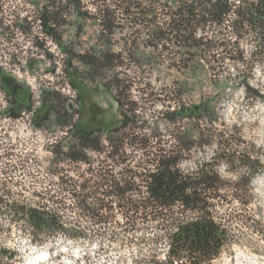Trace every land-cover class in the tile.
<instances>
[{"label":"rangeland","instance_id":"374dc122","mask_svg":"<svg viewBox=\"0 0 264 264\" xmlns=\"http://www.w3.org/2000/svg\"><path fill=\"white\" fill-rule=\"evenodd\" d=\"M35 15L36 7L24 0H0V74L20 84V99L33 110L41 103V91L50 90L58 98L69 101L68 107L79 113L80 122L94 117L109 127L118 123L120 105L131 102L145 126L141 131L136 129L135 134L157 135L161 144L155 147L177 151L173 135L181 123H167L163 113L176 111L182 101L186 105L201 100L213 103L217 119L208 128L219 134L226 151L237 150L258 162V171L249 186L243 181L238 187L237 174L243 172L247 176L246 169L237 170V165H230L224 159L214 161V169L225 185L220 191L222 198L213 202L212 210L228 239L211 264H264V98L254 97L241 84L242 79L247 80L264 96V59L262 54H257L264 52L257 46L255 35H241L230 50L232 56L237 50L243 52L245 63L221 61L219 50L213 52L216 57L210 68L197 65L189 68L169 50L167 55V50L161 53L149 47L141 26L126 27L122 22L111 37L112 48L119 52L125 42H133L130 58H135L137 65L130 66L127 57L121 59L123 65L117 69L118 79L125 81L116 88L109 85V92L102 88L99 79L85 80L87 85L78 84L74 90L67 81L66 70L82 76L84 68L78 56L95 44L97 26L89 21L77 35L71 25L62 27L61 41L55 43L40 34ZM158 18L161 23L166 20L163 12ZM233 18L231 14L222 29L230 26ZM222 29L197 30L195 35L234 42L236 38L230 29ZM63 48L68 53H63ZM8 106L9 100L0 88V201L3 202L0 205V264H163L167 250L165 238L174 227L161 225L157 220H142L140 215L130 218L127 210L118 205L119 199L98 195L93 182L100 180L96 177L102 174L97 170L102 163L112 164L107 153L90 152V167L82 163L55 164L50 144L64 136L65 130L52 125L37 129L29 113L13 119L5 113ZM219 150L216 139L199 145L188 157L180 159L177 168L194 172L218 156ZM142 158L141 150L127 147L125 156L119 160L129 161L112 168L110 174L121 179L128 170L141 172L136 162ZM62 178L67 185L62 184ZM135 183L139 184V180ZM83 184L85 190L81 187ZM72 189L77 195L91 193L90 204L96 203L94 198L104 200L105 206H97L99 211L95 213L103 221H93L89 218L91 214L80 209ZM238 193L245 195L246 205L235 199ZM144 195L136 190L125 197L137 200ZM48 197L60 202V205L49 203L50 208L59 209L66 223L64 229L72 236L61 232L38 246L30 240V228L14 222L12 212L4 205L33 204ZM183 216L188 218L193 214L186 212Z\"/></svg>","mask_w":264,"mask_h":264},{"label":"trees","instance_id":"16d2710c","mask_svg":"<svg viewBox=\"0 0 264 264\" xmlns=\"http://www.w3.org/2000/svg\"><path fill=\"white\" fill-rule=\"evenodd\" d=\"M24 1L36 7L34 21L38 24L40 34L55 43L61 41L62 27L71 25L77 35L82 33V26L89 21L97 26L95 44L78 56L84 68L82 76L71 69L66 70L67 81L74 90L78 84L87 85L85 80L99 79L102 81V88L109 92V85L116 88L125 81L118 79L120 74L117 69L123 65L121 59L127 57L130 66L137 65L136 59L130 58L133 42H125L119 52L112 48L111 37L122 22L126 27L141 26L148 37L149 47L159 49L161 53L167 50V55L169 50L171 54L178 55V61L189 68L192 65L210 68L216 57L213 52L219 50L222 54L219 60L230 59L237 64L245 63L243 52L237 50L232 56L230 50L240 36L247 33L255 35L257 46L264 52V0ZM89 9L94 12L91 13ZM160 12L165 16L164 23L158 20ZM231 14H234V18L226 28L235 36L234 42L196 37L197 30L222 29ZM62 52L68 53L66 48ZM257 54H262L264 59L263 53ZM241 84L247 92L254 93V97L264 98L247 80L242 79ZM0 88L9 100L5 111L9 117L18 119L22 114L29 113L33 126L37 129L52 125L65 130L64 136L56 138L50 144L53 163H82L89 164L90 167V152L107 153L112 164L102 163L97 169L102 174L96 177L97 181L100 180L98 183L93 182L99 190L98 195L119 199L118 205L127 210L130 218L140 215L142 220H157L161 225L174 227L165 238L167 250L163 264H211L219 257L226 246L228 234L215 219L212 210L213 202L222 198L220 191L225 185L214 169V161L224 159L230 165H237V170L246 169L247 176L243 172L237 174L238 187L243 181L246 186L251 184L258 171V162L237 150L232 153L226 151L225 142L219 139V134L208 128L211 121L217 119L212 102L201 100L186 105L182 101L176 111L163 113L167 123H181L173 135L177 151H167L164 147H155L161 144L157 135L147 137L142 133L135 134L136 129L141 131L145 126L144 121L135 114L137 109L131 102L120 105L118 123L105 127L94 117L85 123L80 122L79 113L68 107L69 101L58 98L54 91H41V103L33 110L29 103L20 99L22 88L13 78L0 74ZM214 139L220 150L212 161L202 164L194 172L186 173L177 168L180 159L188 157L195 147L209 144ZM127 147L142 151L143 158L136 162V168L141 172L132 173L125 169L126 175L119 179L110 173L112 168L129 161L119 160L120 156H125ZM137 179L139 184L135 183ZM61 181L67 185L63 178ZM81 187L85 190L84 184ZM102 187L108 189L103 190ZM140 188L144 191L141 192ZM136 190L145 195L137 200L125 197L127 193ZM71 192L77 198L80 209L91 214L90 219L95 222L103 221L95 213L99 211L97 206H105L104 200L94 198L96 203L90 204L88 200L93 196L91 193L77 195L74 189ZM235 199L242 205L248 203L245 195L240 193L235 195ZM49 203L60 205V202L48 197L33 204L23 202L5 204L4 207L12 212L14 222L30 228V240L40 246L61 232L72 236L64 229L66 223L59 214V209L50 208ZM2 204L0 201V205ZM186 212L193 216L184 217ZM133 220L131 219L132 222Z\"/></svg>","mask_w":264,"mask_h":264},{"label":"bare ground","instance_id":"6f19581e","mask_svg":"<svg viewBox=\"0 0 264 264\" xmlns=\"http://www.w3.org/2000/svg\"><path fill=\"white\" fill-rule=\"evenodd\" d=\"M43 257V256H42Z\"/></svg>","mask_w":264,"mask_h":264}]
</instances>
